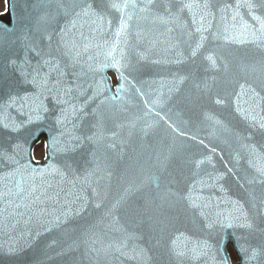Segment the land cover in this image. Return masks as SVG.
<instances>
[{
    "label": "snow or ice",
    "instance_id": "1",
    "mask_svg": "<svg viewBox=\"0 0 264 264\" xmlns=\"http://www.w3.org/2000/svg\"><path fill=\"white\" fill-rule=\"evenodd\" d=\"M160 45L170 53L166 64L202 56L211 69L227 71L229 46L264 53V0H22L10 24L0 21V260L26 264L42 236L67 230L91 209L98 215L72 229L79 234L68 249L83 245L107 264H154L158 248L168 264H264V59L246 66L251 79L212 96L226 114H202L212 135L232 149L234 166L225 162L220 172L216 147L155 111L189 80L179 71L170 79H141L144 63H161L151 59ZM109 70L116 74L114 89ZM194 86L211 96L206 78ZM165 87L167 95L149 101ZM137 98L143 117L118 123L116 114ZM153 112L174 134L168 152L157 154L161 173L176 158L191 168L186 178L183 169L168 173L163 186L159 175L129 180L127 169L117 170L125 128L130 137ZM158 122L140 130L147 135ZM43 132L41 164L32 144ZM181 138L191 145L176 143ZM195 146L211 155L191 151ZM229 174L249 186L245 198L228 194ZM181 209L191 213V233L175 228ZM145 226L151 247L144 246ZM232 239L236 262L228 250Z\"/></svg>",
    "mask_w": 264,
    "mask_h": 264
},
{
    "label": "water",
    "instance_id": "2",
    "mask_svg": "<svg viewBox=\"0 0 264 264\" xmlns=\"http://www.w3.org/2000/svg\"><path fill=\"white\" fill-rule=\"evenodd\" d=\"M10 3L12 4L10 6V11L5 17H0V21L5 24H10L13 21L14 16H18L20 14L22 8V0H10ZM13 8L15 9L14 12L12 11ZM164 47V45H160L154 50L153 55L151 56V59L153 60H160V64L146 62L142 65L143 75L141 76V79L147 81H159L162 77L170 79V76L168 75L169 73L179 71L183 75H188L189 80L181 86L178 93L172 94L171 99L166 100L162 105L156 106L155 111L160 112L161 116L170 117L173 123L177 124L190 134L198 135V137L204 139L205 144L210 147H216L217 153L214 155V163L220 172H224L226 171L224 166L225 162L228 163L229 167L234 166L232 149L228 145L224 144L222 140L217 139L212 135L211 124L203 119L202 114H226L224 109L212 103V96H214L218 90L226 89L231 91L232 89L238 87V83H243L246 78L251 79L253 74L246 66L252 65L264 59V53L258 51L251 45L229 46L224 50V55L229 65L228 70L216 71L209 67L202 56L198 57L195 63L189 62L180 66L166 64L163 61L166 56L170 55V53H165L163 51ZM212 47H214V45H209V49ZM205 78L208 80L209 84L212 85L211 96L209 94L199 92L194 86L195 83ZM213 79L215 80L214 84ZM152 88H159V84L152 85ZM145 90H148V85H145ZM161 93L167 95V88L165 87L159 92L153 91L147 98L149 101L155 100ZM198 97L199 99H197ZM143 115L144 105L139 101V98H137L133 100L132 105L129 106L126 113H118L114 119H116L118 123L128 124L131 120L136 119L137 117H143ZM153 121L159 122L148 131L147 135H145L140 129L143 127L144 122L152 123ZM235 122L236 121L234 119L233 123ZM37 127L44 128L46 126L37 125ZM109 127H111V121L109 122ZM128 131L129 129L125 128L123 132L122 139L125 143L121 146L123 149L122 158L119 161L117 170L123 172L127 169L129 180H134L137 177L143 178L151 175H159L161 176V183L163 186L166 182L168 173H171L173 176H178L180 170L183 169L184 178L191 175L190 166L183 165L179 158L170 161L167 173H161L159 165L157 164V154H166L168 152V149L173 144L174 134L167 127V124H165L164 121L155 116L154 112L148 117H144L143 121H137V127L131 130L132 135L130 137L128 136ZM41 137H44L46 141L47 133L43 132L32 144V148ZM181 142L191 145L190 141H184L182 138L176 141V143ZM190 150L197 153L203 152L211 155V153H208L207 149L202 146H195ZM117 153H120V149H117L114 153H110L114 160L116 159ZM46 155L47 152L45 150V156ZM40 163L43 164L44 159L40 161ZM235 167L238 169L236 175L242 177L244 175L242 166L236 165ZM208 170L211 169L209 168ZM223 183L225 188L228 189V194L233 198L243 199L247 196L246 189L249 186L244 184V187H241V184L244 183L243 180L237 181L234 176L229 174L226 176ZM181 186H183V183ZM118 190L119 186L114 180L112 188L113 195H115ZM257 191H259V189ZM89 213V215L83 218H74L73 223L68 225L67 230H56L42 236L36 247L24 258L26 264H31L33 259L40 261V264H107L103 257L97 259L94 256L87 255L83 245H80L78 249H68V245L71 244L72 239L79 234L74 233L72 229L84 226L93 217L98 215V213L91 209L89 210ZM176 215L178 216V219L175 223V228L186 233H191V213L185 212L181 209V211ZM227 231L231 232V230ZM143 232L145 234L146 242L144 246L151 247V243H148L150 237L147 234V226L144 227ZM237 235L239 234L237 233ZM53 240L58 241V244L56 247L50 249L47 245ZM234 242V239H232L229 242L228 247L231 246L233 248L239 260L237 251L233 247ZM62 252L63 254H61ZM152 255L154 256V264H168V258L164 255V250L162 248L155 249ZM0 264H13V262L0 260ZM124 264H128V262H124Z\"/></svg>",
    "mask_w": 264,
    "mask_h": 264
},
{
    "label": "rangeland",
    "instance_id": "3",
    "mask_svg": "<svg viewBox=\"0 0 264 264\" xmlns=\"http://www.w3.org/2000/svg\"><path fill=\"white\" fill-rule=\"evenodd\" d=\"M1 4H2V1L0 0V10L2 8V5ZM35 155L38 158H42L44 156V149H43L42 145H39V146L36 147ZM231 256L233 258V261L235 262L236 261L235 255L231 253Z\"/></svg>",
    "mask_w": 264,
    "mask_h": 264
},
{
    "label": "flooded vegetation",
    "instance_id": "4",
    "mask_svg": "<svg viewBox=\"0 0 264 264\" xmlns=\"http://www.w3.org/2000/svg\"><path fill=\"white\" fill-rule=\"evenodd\" d=\"M41 143H42V141L39 142V143L34 147V151H33V152H34V155H35V152H36V147L39 146ZM35 158H37V160L39 159L36 155H35Z\"/></svg>",
    "mask_w": 264,
    "mask_h": 264
}]
</instances>
